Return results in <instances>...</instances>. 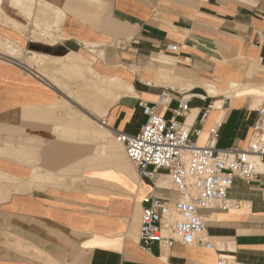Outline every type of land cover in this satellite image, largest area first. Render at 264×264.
Returning <instances> with one entry per match:
<instances>
[{"label": "crops", "instance_id": "0c3cea01", "mask_svg": "<svg viewBox=\"0 0 264 264\" xmlns=\"http://www.w3.org/2000/svg\"><path fill=\"white\" fill-rule=\"evenodd\" d=\"M140 102L165 120L187 102L197 146L219 124L218 149L244 151L264 107V0H0V264H264V165L229 190L240 208L200 212L210 248L143 250V199L175 195L116 138L145 126Z\"/></svg>", "mask_w": 264, "mask_h": 264}, {"label": "built area", "instance_id": "2783aa9c", "mask_svg": "<svg viewBox=\"0 0 264 264\" xmlns=\"http://www.w3.org/2000/svg\"><path fill=\"white\" fill-rule=\"evenodd\" d=\"M173 89H164L158 105L169 106ZM147 122L137 136L117 133L127 158L137 167L141 176L161 188L174 192V198L149 193L143 199L146 205L141 218L140 245L147 253L159 244L168 251L174 244L210 248L205 235L206 220L200 212L209 209L230 210L241 203L228 198L235 180L255 182L264 165V107L254 128L252 141L244 151L237 148L218 149L220 125L210 131L203 146H197L193 134L182 121L190 113L189 103H181L173 117L165 120L155 113V106L140 102ZM209 107L201 115L203 123ZM264 199V192L262 194ZM218 264H239L221 259Z\"/></svg>", "mask_w": 264, "mask_h": 264}, {"label": "bare ground", "instance_id": "6f19581e", "mask_svg": "<svg viewBox=\"0 0 264 264\" xmlns=\"http://www.w3.org/2000/svg\"><path fill=\"white\" fill-rule=\"evenodd\" d=\"M8 56H11V57H17L18 56V53H19V51L18 50H16L15 48H13V47H10V46H7L4 50H3ZM26 64L29 66V67H32V65H34V64H36V60H26ZM88 82V81H87ZM125 82V81H124ZM88 99V98H87ZM91 100V99H90ZM96 102V101H95ZM98 102H99V100H98ZM93 103V102H92ZM100 103V102H99ZM94 104V103H93ZM99 105V104H98ZM96 106V105H95ZM98 108H99V106H98ZM104 113H106V112H104ZM113 139V138H112ZM125 164V163H124ZM137 171V170H136ZM73 180H75V179H73ZM76 181H77V179H76ZM81 181V180H80ZM79 181V179H78V183L80 182ZM70 183V182H69ZM72 184H73V182H72ZM68 185V184H67ZM168 185V184H167ZM73 186V185H72ZM75 186H76V184H75ZM139 187V186H138ZM141 187V186H140ZM73 188V187H72ZM141 189V188H140ZM207 220V219H206Z\"/></svg>", "mask_w": 264, "mask_h": 264}, {"label": "rangeland", "instance_id": "374dc122", "mask_svg": "<svg viewBox=\"0 0 264 264\" xmlns=\"http://www.w3.org/2000/svg\"><path fill=\"white\" fill-rule=\"evenodd\" d=\"M30 57V56H29Z\"/></svg>", "mask_w": 264, "mask_h": 264}]
</instances>
